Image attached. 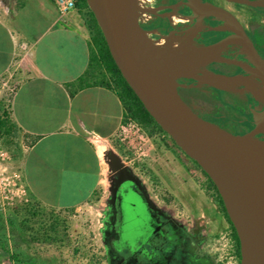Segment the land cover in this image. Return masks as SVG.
<instances>
[{"label": "rangeland", "instance_id": "obj_1", "mask_svg": "<svg viewBox=\"0 0 264 264\" xmlns=\"http://www.w3.org/2000/svg\"><path fill=\"white\" fill-rule=\"evenodd\" d=\"M184 16L186 13L181 9L165 11L153 19L148 27L149 35L163 60L168 64L182 61L192 70L186 74L179 66H168L177 74L175 81L179 94L183 93L198 113L209 114L222 105L200 83L206 73L205 60L183 54L185 47L197 55L199 47L196 42H188L179 31L185 25L191 26L189 21L182 20ZM166 36H173L172 42H163ZM15 74L10 73L0 81V119L12 124L10 101L16 91ZM106 75L110 77L108 71ZM182 80H194V90H180L181 84H186ZM222 110L227 112L226 118L234 125V130L241 132L243 127H252L245 109L239 105ZM125 114L124 109L122 128L101 144L100 184L86 204L56 210L44 206L28 191L27 201L0 210V264H109L103 241V222L113 168L108 155L111 152L143 177L154 196L159 199L163 196L179 218L189 225L196 222L200 233V244L195 248L197 258H210L214 264H238L233 240L223 223L218 192L202 169L195 174L191 172L193 160L183 154L168 134L148 128ZM243 116L244 120L241 119ZM0 151L7 158L9 174H22L27 144L16 127L13 132L7 126L0 129ZM181 161L184 167L179 164ZM157 172L163 173V186L156 179Z\"/></svg>", "mask_w": 264, "mask_h": 264}, {"label": "crops", "instance_id": "obj_2", "mask_svg": "<svg viewBox=\"0 0 264 264\" xmlns=\"http://www.w3.org/2000/svg\"><path fill=\"white\" fill-rule=\"evenodd\" d=\"M85 12L78 7L60 21L54 0H0V81L16 73L10 115L27 144L23 178L32 197L56 210L92 198L101 144L124 115L112 79L94 61ZM241 13L264 50V8Z\"/></svg>", "mask_w": 264, "mask_h": 264}, {"label": "water", "instance_id": "obj_3", "mask_svg": "<svg viewBox=\"0 0 264 264\" xmlns=\"http://www.w3.org/2000/svg\"><path fill=\"white\" fill-rule=\"evenodd\" d=\"M195 1L203 11L201 18L216 17L233 33L228 40L205 50H219L233 44L239 49L238 54L250 63L246 69L260 81L258 88L250 85L244 76L225 77L213 72L205 73L200 80L215 89H224L217 84L224 79L239 83L242 88L236 92H248L260 103V110L253 113L255 127L247 134L232 133L203 118L186 103L177 88L167 84V66L160 54H154L155 43L148 31L152 18L160 15L153 7L154 0H86L128 85L162 130L215 184L239 238L241 264H264V58L232 12L202 0ZM226 1L264 8V0ZM181 5L189 7L188 3ZM215 10L223 16L216 15ZM199 23V28H207ZM224 27L208 30L220 32ZM204 56L205 53L201 59L207 63ZM209 61L240 65L239 61L228 58ZM114 163L119 168L123 166L116 155Z\"/></svg>", "mask_w": 264, "mask_h": 264}, {"label": "flooded vegetation", "instance_id": "obj_4", "mask_svg": "<svg viewBox=\"0 0 264 264\" xmlns=\"http://www.w3.org/2000/svg\"><path fill=\"white\" fill-rule=\"evenodd\" d=\"M203 2L212 3L221 6L232 12L245 31L251 38L256 50L264 58V50L260 44L258 36L251 30L246 28V25L239 18L241 10L244 7L253 8L246 5L231 3L226 0H202ZM188 3V0H154L153 7L159 11V14H164L167 10L181 9L186 16H193L194 12L190 7L181 5ZM177 5L175 7H170ZM165 8V9H164ZM172 15H174L172 13ZM201 15V14H200ZM196 17L193 22L195 30L199 36L196 40L199 46L204 48L205 59H207L206 74L213 72L225 77L244 76L250 85L260 87V81L253 76L245 66H250V63L241 54H238L239 49L232 44L225 46L219 50L208 49L206 47L214 45L218 42L228 40L232 35V31L222 24L216 17L204 15L202 18ZM159 16V15H158ZM155 16L150 21L148 27ZM207 28H199V22ZM186 26V25H185ZM183 26V27H185ZM211 27H224V31L216 32L208 30ZM228 58L235 59L240 62V65L210 62L209 59ZM204 77V76H203ZM180 90H194V80H182ZM223 82V84H222ZM217 84L224 89H215L212 86L205 85L215 101L222 105L224 100L231 105H243L246 115L253 117L255 111L260 110V103L252 97L248 92H236L237 88H242L239 83L230 82L224 79ZM182 98L188 105L191 106L185 95L181 94ZM192 107V106H191ZM193 108V107H192ZM221 107L210 112L209 114L198 113L203 118L211 121L214 119L215 112H224ZM244 120V116L241 118ZM228 131L243 135L251 132V129L243 127L241 132L234 130L232 123L224 124L213 122ZM261 136V135H260ZM184 154V153H183ZM113 161V168L110 172L111 185L109 188V196L106 203L103 222V241L106 247V254L109 264H214L210 258L200 260L196 256L195 248L200 244V233L197 231V224L193 222L189 225L183 218H179L174 209L167 205V200L163 196L159 197L152 194L149 184L140 176L133 168L122 163V167L116 166L114 163V154H108ZM192 161V159H191ZM193 167L190 170L195 174L199 171V167L192 161ZM179 164L184 167L181 161ZM156 179L160 180L161 186L164 185L163 173L157 172ZM195 175H193L194 178ZM165 186H167L165 184ZM167 196L166 194H164ZM223 223L225 228L229 230V235L233 240L234 256L238 259V264L241 260L238 257V245L235 239V234L231 223L228 221L224 211L221 208ZM235 229V228H234ZM236 231V230H235Z\"/></svg>", "mask_w": 264, "mask_h": 264}, {"label": "trees", "instance_id": "obj_5", "mask_svg": "<svg viewBox=\"0 0 264 264\" xmlns=\"http://www.w3.org/2000/svg\"><path fill=\"white\" fill-rule=\"evenodd\" d=\"M78 7L84 8L86 10L85 12V17H86V23L92 33V39L94 41V44L97 48V53L94 54V61L100 62L108 71L110 78L112 79L114 83V90L116 91L117 95L119 96L122 105L124 109L126 110L127 115L125 114L126 117H129L138 123L148 127V128H155L157 130H160L161 132H164L162 128L159 126V124L152 118V116L149 114V112L145 109L143 103L140 101V99L137 97V95L134 93L132 88L128 85L124 77L122 76L119 68L117 67L115 61L112 58V55L109 51V48L107 46L106 40L103 36V33L95 19V16L93 12L90 10V8L87 5L86 0H79V3L77 5ZM222 104L224 107L229 108V104L225 102L224 100L222 101ZM241 108H243V105L239 104ZM227 113V112H226ZM226 113L225 112H215L214 119H212L213 122H220L224 124L231 123L228 118H226ZM249 122H252L254 124L253 117L248 116L247 117ZM9 127V130L13 132V128H15L14 124L11 123V121H4L2 122L0 119V129L3 127L6 128ZM252 127H247L248 129H251ZM166 133V132H165ZM167 134V133H166ZM194 161V160H193ZM195 164H197L194 161ZM197 166L201 169V167L197 164ZM203 171V170H202ZM203 173L207 176L209 181L211 182L212 186L217 190L215 184L212 182L210 177L203 171ZM218 192V190H217ZM218 197H219V203L222 207V210L224 211L228 221L231 223L229 216L227 214V211L225 209L223 200L218 192ZM234 234H235V239L237 241L238 245V257L241 260V251H240V242L239 238L237 236V233L234 229L233 224L231 223Z\"/></svg>", "mask_w": 264, "mask_h": 264}, {"label": "built area", "instance_id": "obj_6", "mask_svg": "<svg viewBox=\"0 0 264 264\" xmlns=\"http://www.w3.org/2000/svg\"><path fill=\"white\" fill-rule=\"evenodd\" d=\"M59 20L64 21L78 8L79 0H54ZM0 210H6L23 201H27L28 190L22 174H9L7 158L0 151Z\"/></svg>", "mask_w": 264, "mask_h": 264}, {"label": "bare ground", "instance_id": "obj_7", "mask_svg": "<svg viewBox=\"0 0 264 264\" xmlns=\"http://www.w3.org/2000/svg\"><path fill=\"white\" fill-rule=\"evenodd\" d=\"M188 6L192 9V11L194 12L193 16H184V18H182V20H186L189 21L191 26H185V27H181V29L179 30L181 33H184V37L188 40V42L190 43H195L196 40L198 39L199 33L198 31L195 30L196 26H192L193 25V21L192 19L196 18L197 16H199L200 14H202V9L200 7V5L195 1V0H189L188 2ZM214 13L220 17L223 16V13L219 10H215ZM174 16V15H173ZM173 40V36H166L163 38V42L165 43H170ZM197 43V42H196ZM198 45V44H197ZM199 46V45H198ZM153 50H154V54L158 55L159 51L158 48L155 44H153ZM183 54L188 56V57H193V58H201L204 55V48L202 46L198 47V50H196L197 55L195 54L194 51H192L191 49H187V48H183L182 49ZM165 64L167 66V84L175 89L176 88V82L174 81V79L177 77V74L173 73L168 66H179L182 71L186 74H190L191 73V69L187 68L185 63L179 60H175L172 61L171 64H168L166 60ZM263 131H264V126H263Z\"/></svg>", "mask_w": 264, "mask_h": 264}]
</instances>
